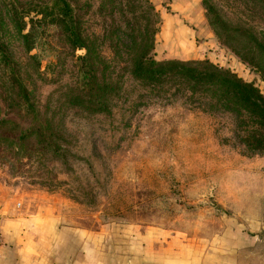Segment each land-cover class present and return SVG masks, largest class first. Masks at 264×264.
<instances>
[{"label": "rangeland", "instance_id": "rangeland-1", "mask_svg": "<svg viewBox=\"0 0 264 264\" xmlns=\"http://www.w3.org/2000/svg\"><path fill=\"white\" fill-rule=\"evenodd\" d=\"M70 1L83 33L98 43L103 27L113 20L122 25V0ZM149 1L157 16L142 22L149 18L151 26L155 20L159 29L161 12L176 11L168 4L172 0ZM198 1L215 44L207 58L264 95V56L250 50L252 35L264 32V0ZM0 20L18 75L37 107L26 115L12 103L0 65V206L10 204L11 211L21 212L51 208L64 223L91 230L156 225L219 243L235 226L254 241L232 253L233 261L264 264V151L252 152L240 142L234 115L211 110L174 87L151 90L123 71L120 58L108 70L118 88L107 108L73 105L67 87L75 83L76 58L85 50H74L51 32L55 56H45L37 67L2 0ZM104 45L102 57L110 59L108 40ZM22 132L20 145L11 146Z\"/></svg>", "mask_w": 264, "mask_h": 264}, {"label": "trees", "instance_id": "trees-1", "mask_svg": "<svg viewBox=\"0 0 264 264\" xmlns=\"http://www.w3.org/2000/svg\"><path fill=\"white\" fill-rule=\"evenodd\" d=\"M2 1L24 50L37 67H40L45 56H55V44L48 39L52 36L49 34L51 32H58L74 50H85L83 55L76 58L75 83L67 87L71 91L73 105L95 111L106 109L110 94L118 88L108 70L116 68V58H120L123 71L147 88L174 87L211 110H223L234 115L240 142L252 152L264 151V95L261 90L211 58L164 57V53L170 50H181L184 41L174 31L178 24L171 26L172 29L164 28L162 19L158 29L155 20L151 26L148 24L149 18L147 24L142 22L150 14L157 16L149 0H122V25L113 20L112 25L103 27L100 43L83 33L81 21L70 0ZM129 15L134 16L133 22ZM163 15L183 25L186 24L185 20L188 22L186 16L176 12L164 11L161 17ZM252 38L250 50L253 48L264 56V32L260 37L252 35ZM105 40H108L111 49L110 59L102 57ZM33 50L35 52L31 53ZM0 65L11 86L9 99L24 114H34L37 107L18 75L17 63L4 39L1 20ZM41 135L44 136V133L41 132ZM25 136L26 133L22 132L17 138H12L11 146H17L16 143L20 145L19 141Z\"/></svg>", "mask_w": 264, "mask_h": 264}, {"label": "crops", "instance_id": "crops-1", "mask_svg": "<svg viewBox=\"0 0 264 264\" xmlns=\"http://www.w3.org/2000/svg\"><path fill=\"white\" fill-rule=\"evenodd\" d=\"M168 4L189 21L183 25L163 15L164 28L178 24L174 31L184 41L181 50L166 52V58L210 57L207 50L215 44L204 27L199 1ZM0 231V264H236L231 254L254 241L235 226L227 229L221 243L156 225L114 224L91 230L64 223L51 208L21 212L11 211L10 204L0 206Z\"/></svg>", "mask_w": 264, "mask_h": 264}, {"label": "built area", "instance_id": "built-area-1", "mask_svg": "<svg viewBox=\"0 0 264 264\" xmlns=\"http://www.w3.org/2000/svg\"><path fill=\"white\" fill-rule=\"evenodd\" d=\"M223 54H225V52L223 51ZM2 243V234H1V231H0V244Z\"/></svg>", "mask_w": 264, "mask_h": 264}]
</instances>
